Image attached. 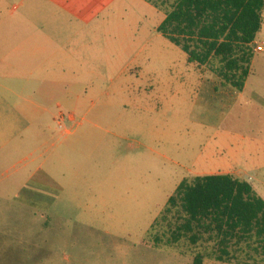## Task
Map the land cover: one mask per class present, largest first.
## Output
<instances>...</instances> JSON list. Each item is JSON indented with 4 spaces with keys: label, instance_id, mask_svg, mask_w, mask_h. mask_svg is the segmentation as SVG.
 I'll return each instance as SVG.
<instances>
[{
    "label": "rangeland",
    "instance_id": "374dc122",
    "mask_svg": "<svg viewBox=\"0 0 264 264\" xmlns=\"http://www.w3.org/2000/svg\"><path fill=\"white\" fill-rule=\"evenodd\" d=\"M6 1L5 13H13L19 0ZM160 1L114 0L90 23L65 20V31L78 30L80 74L96 78L87 85L63 87L55 100L31 105L0 87L1 97L18 100L0 102V264H195L200 249L188 241L157 247L147 233L198 159L205 172L230 170L264 199V148L236 138L240 155L233 157L226 141L198 123L187 54L162 33L157 50L155 38L147 43L158 35L162 15L153 2ZM22 11L11 24L18 34L29 30ZM257 39L264 42V15ZM9 51L1 41L2 84L10 83L15 64L25 65L23 51ZM153 68L158 76L149 74ZM62 73L71 81L68 70ZM211 104L209 111L218 105ZM38 106L47 108L41 116ZM244 114L229 130L254 136L264 118L250 108ZM208 120L217 119L210 113ZM217 153L222 165L215 164ZM32 177V188L19 195ZM203 264L238 263L205 257Z\"/></svg>",
    "mask_w": 264,
    "mask_h": 264
},
{
    "label": "trees",
    "instance_id": "16d2710c",
    "mask_svg": "<svg viewBox=\"0 0 264 264\" xmlns=\"http://www.w3.org/2000/svg\"><path fill=\"white\" fill-rule=\"evenodd\" d=\"M158 31L180 47L190 63L205 66L222 86L242 92L251 72L264 0H161ZM157 247L188 241L195 264L264 262V199L232 174L184 179L147 233ZM200 247H203L202 250Z\"/></svg>",
    "mask_w": 264,
    "mask_h": 264
},
{
    "label": "crops",
    "instance_id": "0c3cea01",
    "mask_svg": "<svg viewBox=\"0 0 264 264\" xmlns=\"http://www.w3.org/2000/svg\"><path fill=\"white\" fill-rule=\"evenodd\" d=\"M113 1L114 0H19V4L13 6V13H5L7 1L0 0V43L1 41L8 42V49H10L9 53H20L23 51L25 55V65L19 66L15 64L13 66L14 72L10 79V83L2 84L0 82V87L8 86L7 90L12 92L17 99L24 101L26 105L27 103L31 105L35 102L36 98L44 102L55 100L58 96H61L59 95V91L64 93L63 87L87 85L85 82H87L86 79L88 77H90V80H95L96 78L91 72H89L86 77H82L80 74L82 69L76 57V41L74 39L78 35V30L65 31L64 23L66 22L65 20H67L70 25L76 24L78 26H81L82 23H90L103 9L110 7ZM37 3L40 4L38 9ZM20 8H23V20L29 26V30L26 31V29H24L22 34H18L20 30H18L17 27L11 29V24L14 23V18L17 15L16 11ZM155 9L157 14L160 16L162 15L159 24L156 26L158 35H156V37L152 36V38L149 37L147 43H150L151 40L155 38L157 50V44L160 43L162 38L158 31V27L165 16L157 8ZM38 11H40L41 14L38 13ZM39 20H41L42 24H37L36 21ZM4 26L5 30H1ZM152 34H154V32ZM256 42V47L258 45H263V51H257L255 48L251 72L242 92H237L231 87L222 86L219 77L209 71L205 66L188 62L187 56V82L190 84L193 82L195 83V87L197 86V91H195V104L201 107V120L198 121V123H200L201 126L206 125L205 127L207 130H213L214 134L221 138V142L222 140L226 141V148H229L231 154H233L235 158L240 155L238 150L234 148L232 142L236 138L250 140L251 147L260 145L264 148V123H259L262 130L254 134V136L253 131H251V135H246L229 130L231 129L229 124L239 125L244 120V112L247 111L248 108L254 111L255 117L259 119L264 118V42H260L258 39ZM130 47L131 46H129V48ZM20 69L25 71L23 72V76H21ZM157 69H150L151 73L149 74L153 77L158 76L156 73ZM67 70L70 73L67 78H70L71 81L66 80V76L62 73L63 71L66 73ZM38 71H40L43 76H37ZM49 71L53 72L50 73ZM168 77V84L171 86L176 85L177 77L174 66L170 68ZM33 87L38 88L33 89ZM11 98L10 96L1 97L0 94V102L2 99L9 100ZM99 99L92 98L91 102L94 103L97 100L99 101ZM10 101L18 100L12 98ZM213 101H217L218 105L215 109L211 108V111H209ZM135 102L140 103L141 100H136ZM38 108L40 113L37 116H41L43 110L44 112L47 111V108H41V106H38ZM127 108L128 106L125 105L123 111H126ZM23 112L25 114L27 113V111ZM88 112H90V110ZM210 113L216 117L217 120L215 122H210L208 120V115ZM68 133L71 134L70 131H68ZM4 143L6 144V141ZM220 155V153L216 154L215 164H223L224 159L220 158ZM192 165V167L187 169L188 174L180 180V183L184 179L194 176L211 174L234 175L230 170L205 172L203 159H198ZM33 179V177L30 178L26 183L24 182L23 185L17 188V190H20L19 195L20 193L22 194L24 189L28 186L32 188V184L30 183H32L31 181H33ZM38 181L41 182L40 180ZM28 204L31 206L30 200H28Z\"/></svg>",
    "mask_w": 264,
    "mask_h": 264
},
{
    "label": "built area",
    "instance_id": "2783aa9c",
    "mask_svg": "<svg viewBox=\"0 0 264 264\" xmlns=\"http://www.w3.org/2000/svg\"><path fill=\"white\" fill-rule=\"evenodd\" d=\"M256 50H257V51H263V45H258V46L256 47Z\"/></svg>",
    "mask_w": 264,
    "mask_h": 264
}]
</instances>
